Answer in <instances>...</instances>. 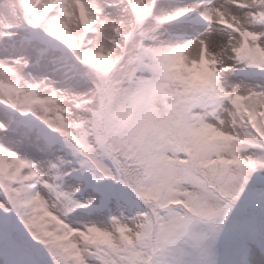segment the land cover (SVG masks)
<instances>
[{
    "label": "snow or ice",
    "instance_id": "6c2138e0",
    "mask_svg": "<svg viewBox=\"0 0 264 264\" xmlns=\"http://www.w3.org/2000/svg\"><path fill=\"white\" fill-rule=\"evenodd\" d=\"M0 264H264V0H0Z\"/></svg>",
    "mask_w": 264,
    "mask_h": 264
},
{
    "label": "rangeland",
    "instance_id": "374dc122",
    "mask_svg": "<svg viewBox=\"0 0 264 264\" xmlns=\"http://www.w3.org/2000/svg\"><path fill=\"white\" fill-rule=\"evenodd\" d=\"M97 59H99V58H97Z\"/></svg>",
    "mask_w": 264,
    "mask_h": 264
}]
</instances>
